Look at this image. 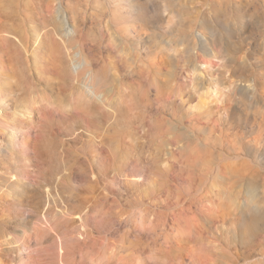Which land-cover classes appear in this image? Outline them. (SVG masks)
<instances>
[{
	"label": "rangeland",
	"instance_id": "374dc122",
	"mask_svg": "<svg viewBox=\"0 0 264 264\" xmlns=\"http://www.w3.org/2000/svg\"><path fill=\"white\" fill-rule=\"evenodd\" d=\"M0 264H264V0H0Z\"/></svg>",
	"mask_w": 264,
	"mask_h": 264
},
{
	"label": "bare ground",
	"instance_id": "6f19581e",
	"mask_svg": "<svg viewBox=\"0 0 264 264\" xmlns=\"http://www.w3.org/2000/svg\"><path fill=\"white\" fill-rule=\"evenodd\" d=\"M33 92H34V90H29V94L32 95ZM29 94H28V95H29ZM201 98H202V95H201Z\"/></svg>",
	"mask_w": 264,
	"mask_h": 264
},
{
	"label": "clouds",
	"instance_id": "9594fccd",
	"mask_svg": "<svg viewBox=\"0 0 264 264\" xmlns=\"http://www.w3.org/2000/svg\"><path fill=\"white\" fill-rule=\"evenodd\" d=\"M77 71L79 70V67H77V69H76Z\"/></svg>",
	"mask_w": 264,
	"mask_h": 264
}]
</instances>
